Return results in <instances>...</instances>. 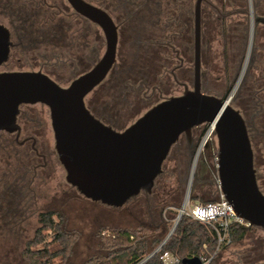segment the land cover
<instances>
[{"label": "rangeland", "instance_id": "obj_1", "mask_svg": "<svg viewBox=\"0 0 264 264\" xmlns=\"http://www.w3.org/2000/svg\"><path fill=\"white\" fill-rule=\"evenodd\" d=\"M209 1L215 2V0ZM194 3L195 0L192 1V9ZM228 9L231 10L229 7ZM191 18V34L185 33L187 40L190 41L189 46L185 51L182 48H176L180 50L182 57L185 56V65L183 70L178 72V81L185 82L190 88L194 83L193 16ZM238 18L235 17V20ZM263 29V27L260 28L254 42L255 48L257 47V61L249 65L252 82H249L246 89L245 77V81L243 80L244 88L242 85L241 89L239 87L236 91L237 100L234 107L241 110L246 120L254 151L257 180L261 191L264 193V92H259L261 88L264 90V55L262 57L261 54L264 50V38L261 34H264ZM203 50L201 69L203 91L226 99L236 86L244 68L247 40H243L242 34L236 30L225 47L223 40L218 37L217 41L206 45ZM146 51L148 54L146 58L140 59L139 56L141 55L138 53L137 58L131 59L132 49L130 47L119 48L118 59L107 78L85 99L91 112L102 117L104 121L110 122L117 131L125 130L151 107L163 101V98L183 94V87H180L170 75L172 68L180 63L175 53L171 51V57L164 58L159 64L156 62L159 54L155 51L156 54L154 55L153 48ZM60 52L65 56L63 58L68 57L66 51ZM104 52L105 48L98 47L96 54H91L90 58H87L81 51L77 55L82 59L80 62L75 59L77 62L62 64L58 69L55 67L45 69L44 72L61 86L67 87L79 75L91 69ZM39 54H45L43 56H47L49 61L54 62L53 58L56 56V51L50 47L48 49L42 47L40 50L29 54L14 51L10 61L0 68V73L39 71L42 67L39 63H20L18 61L19 59L29 60ZM84 57L85 59H83ZM142 76L145 77L144 82L139 80ZM129 77L133 78H131L133 83L129 82L125 89L123 83ZM250 85L251 87H249ZM252 95L259 97L257 102H255L254 97L252 98ZM36 108L48 122L45 133L48 144L41 147L43 151L46 150L50 153L46 173L49 177L46 181L43 180L33 186L38 197L37 212L34 213L35 209L30 203L25 220L26 234L17 240H13L0 229V264H31L28 257L24 255V250L30 242H33L41 227L40 213H45L49 209L58 210L63 216L62 228L65 232L74 234L72 249L66 264H85L91 258L107 255L109 250L102 237H109L112 234L110 227L120 226L134 229L138 226L149 228L161 226L165 231L163 236L165 240L178 220L187 195H189L191 203L195 201L213 202L221 198V188L217 183L218 139L214 132L209 139H205L212 127L209 124H203L193 129V148H190L185 135L180 137L171 149L163 165V172L156 180L151 194L143 192L122 208L114 209L86 199L76 188L67 183L66 171L58 160L55 150L50 111L41 105L36 106ZM204 141L205 145L200 149L196 163V156ZM202 163L207 169L204 174L201 173ZM193 169L194 175L190 185ZM7 170L8 166L4 161L0 165V178ZM3 216H6L4 208L0 209V218ZM103 226H108V228L101 230ZM52 237L53 234L48 237L47 242L52 241ZM263 242L264 229L257 228L243 241L224 248L220 252L216 264H261L264 262ZM31 247L33 250H39L45 248L46 245L40 243ZM48 248L51 252H56L60 246L57 243H52ZM61 259L59 257L53 263L47 262L45 259L44 262H46L45 264H58Z\"/></svg>", "mask_w": 264, "mask_h": 264}, {"label": "water", "instance_id": "obj_2", "mask_svg": "<svg viewBox=\"0 0 264 264\" xmlns=\"http://www.w3.org/2000/svg\"><path fill=\"white\" fill-rule=\"evenodd\" d=\"M75 1L78 12L101 25L107 48L101 59L87 72L63 87L42 71L0 73V131L18 130L17 116L25 104L49 108L55 149L66 171V181L86 199L119 209L141 193L151 194L173 146L185 135L192 147V131L203 124L215 129L218 139L217 170L221 192L246 221V228L264 229V193L261 191L254 151L246 121L232 106L234 94L223 100L204 93L201 85V5H195L194 83L180 96L163 98L133 124L117 131L96 118L86 106V97L108 76L117 60L118 36L109 16L98 8ZM256 24L264 18H256ZM12 42L6 27L0 25V68L10 56ZM161 94V93H160ZM162 98V94H161ZM202 163L201 173L206 172ZM193 175H191L190 185ZM189 200L187 195L183 207ZM182 215L163 243L141 264L155 256L174 234ZM184 264H201L184 260Z\"/></svg>", "mask_w": 264, "mask_h": 264}, {"label": "flooded vegetation", "instance_id": "obj_3", "mask_svg": "<svg viewBox=\"0 0 264 264\" xmlns=\"http://www.w3.org/2000/svg\"><path fill=\"white\" fill-rule=\"evenodd\" d=\"M79 1L100 9L112 20L118 36L117 59L119 48H125L132 44L162 48L163 51L166 52V55H168L170 51H173L180 63L172 68L170 75L180 87H183L184 91L185 86H188L189 89L193 88V86L190 88L185 82L178 81V72L184 68L185 56L182 57L180 50L176 48H182L185 51L187 46H189L190 41L187 40L185 33L187 32V25L192 27L191 16H193L194 35L195 5L197 0H195L193 9L191 7L193 0ZM246 2L248 4V9L246 10L247 52L245 61L247 63V70L243 79L250 74L249 65L257 61V47L255 48L254 42L260 28H264L263 23L256 24L255 22L256 18H264V0H246ZM255 5L259 8L258 14H256ZM206 6L217 9V0H215V2L209 0L202 1L201 48L203 11ZM171 7H173V9H171ZM172 12L177 22L171 20ZM188 14L190 16L189 18ZM0 25L8 29L12 42L8 62L12 57V53L16 50L23 54L26 51H29L26 53L29 54L33 51L40 50L43 45L34 35L46 31L58 36L57 41L53 42V47L57 51V57L54 59V62L49 60L44 61L41 57L38 58L39 56H34L29 60L19 59L18 61L20 63L35 62L41 65H52L61 60L59 57L62 55V52L60 51H66V53L70 55L66 58L69 62H80L82 59L77 55L81 51H83L85 57L90 58V55L94 54L98 47L105 48V51L107 48L106 34L101 25L91 20L90 17L78 12L74 0H0ZM140 33H151V35H149V39L147 35H144L142 36L144 40H141ZM261 34L263 35L262 38H264V34ZM194 42L195 40L193 37V48ZM261 54L263 57L264 50H262ZM85 57L83 59H85ZM61 61L66 62L65 60ZM39 71L45 73L43 67H41ZM250 76L252 78L251 74ZM261 89H259V92H264L263 88ZM222 99L226 100L224 98ZM235 100L236 92L232 102L233 107L235 104L234 102H236ZM38 105L47 107L40 103L25 104L20 107L17 116L18 130L12 133L0 131V165L5 161V164L8 166V170L3 173V175H1L2 178H0V209L4 208L6 215L0 218V229L2 232L7 233L13 240H17L26 234L25 220L28 206L32 204V207L35 209L34 213L37 212L38 197L37 191L33 186L39 184L43 180L46 181L49 177L46 173L49 165L48 158L50 153L46 152V150L43 151L41 147L48 144L47 137L45 136L48 122L44 119L43 114L36 108ZM237 110L242 114L240 109ZM50 124L52 127L51 116ZM193 146L192 140V147ZM48 212L58 213V210L49 209L45 213ZM43 213L44 212L40 214Z\"/></svg>", "mask_w": 264, "mask_h": 264}, {"label": "trees", "instance_id": "obj_4", "mask_svg": "<svg viewBox=\"0 0 264 264\" xmlns=\"http://www.w3.org/2000/svg\"><path fill=\"white\" fill-rule=\"evenodd\" d=\"M217 3H218V8H217L218 10L210 6H206L203 11L201 63H202L203 51H204L203 47H205L206 45H210L212 42L217 41L218 37H220L223 40L224 47L227 45V42L231 39V35L235 34L236 30H239V34L240 33L242 34V39L246 40V34H247L246 10L248 9V4L246 0H217ZM228 7L231 8V10H229ZM171 9H173V7H171ZM255 9H256V14H258L259 8L256 6ZM189 17L190 16L188 14V18ZM235 17H239L237 19L238 21L235 20ZM171 20L172 21L175 20L177 22L173 12L171 13ZM191 28H192L191 26L187 25L186 34H191ZM144 35H147V38L149 39L150 38L149 35L151 34L140 33L141 40H144V38H142V36ZM34 36L39 40V42L42 43L43 47H46V49L50 47L51 49L55 50V48L53 47V42L57 41L58 36H56V34L46 31L35 34ZM128 47L132 49L131 59L137 58L138 53L139 55H141L139 56L140 59L142 57L146 58L148 56L146 50L149 48H153L149 46L147 47V46L134 45V44L129 45ZM155 51L159 54V58H157L156 56L157 58L156 62L159 64H161V60H163L164 58L171 57V53L166 55V52H164L162 48H153L154 55L156 54ZM27 52L29 51H26L25 53ZM43 55L45 54H39L37 55V57L39 56L38 58L41 57L42 60L48 61L49 59L47 58V56H43ZM56 55H57V51H56ZM67 55L68 57L70 56L69 54ZM62 56L63 55H60L59 58H61V60H65L66 62L59 60L52 65H42L43 69L45 70L52 67L58 69L60 65L62 64L65 65L69 63V60L66 59L67 57L63 58ZM56 57L57 56H54L53 60L56 59ZM250 74L247 77L245 76L246 89L248 88L247 86L249 82L250 81L252 82V79H250L251 78ZM131 78L132 77H129L128 80H126L127 82L124 81L123 85L125 89L126 87H128L129 82H131V84L133 83L132 82L133 78L132 79ZM139 80L144 82L145 77L142 76ZM244 81H242L240 89L242 85H243L242 88H244L245 86V83H243ZM201 82H202V90H203L202 77H201ZM251 85L249 87H251ZM214 96L219 97L218 95H214ZM253 97L255 102H257L259 97H257V95H252V98ZM93 114L96 118H98L105 124L114 128L110 122L104 121L102 117L96 115L95 113ZM62 217H63L62 214H60L59 212L58 213L48 212L40 215L41 227L37 231V236L35 237L33 242H30L24 251V255L28 257V260L31 262V264H45L46 263L44 262L45 259L47 260V262L49 261L53 263V261L59 257H61L62 259L58 264L67 263L72 249V243H73L72 237L74 234L64 231V229L62 228L63 225ZM55 218H57L58 220H56ZM104 228L106 229L108 228V226L101 227V230ZM109 229L112 231V234L109 237H102L103 242H105V245L109 250L107 255L103 257H97L94 259L91 258L85 264H138L141 261H143L145 258H147L150 254H152L153 251L163 243L165 238L163 237L165 231L164 228L161 226L156 228L138 226L137 228L134 229L116 226V227H110ZM256 230L257 228H246L244 226H241L240 224H233L231 227L232 244L230 246L243 241L245 238H247V236L251 232ZM52 234H53L52 237L53 240L47 242L48 237ZM40 243L45 244L46 247L39 250L32 249L31 247L32 245H37ZM52 243H57L60 246L59 250H57L56 252H51V250L48 247ZM262 246L264 247V244ZM228 247H224V248H228ZM216 249H217V238L215 233L208 226L198 221L192 220L187 216H183L179 221V224L174 234L170 237V239L165 243V245L155 256H153L144 264H163L162 256L166 252L179 256L180 259L182 260V264H184V260L195 259V258L200 260L202 257L207 259H212L210 264H216L217 258L220 254L218 253L215 255ZM263 257H264V251H263ZM263 259L261 260V262L263 261ZM261 264H264V262H262Z\"/></svg>", "mask_w": 264, "mask_h": 264}, {"label": "built area", "instance_id": "obj_5", "mask_svg": "<svg viewBox=\"0 0 264 264\" xmlns=\"http://www.w3.org/2000/svg\"><path fill=\"white\" fill-rule=\"evenodd\" d=\"M204 145L205 141L200 145L199 152L195 160L196 163L200 155V149H202ZM192 175H194V169ZM217 183L220 187L219 178ZM228 203L229 202L224 199L223 195H221L220 200L207 203H191L188 200L185 206L180 210L182 217L187 216L192 220L198 221L208 226L215 233L217 238V249L215 255L220 253L224 247H228L232 244L231 227L233 224H240L244 227L247 225L246 221L239 218L235 214L233 206L231 204L227 205ZM200 260L201 264H210L212 259L202 257ZM162 261L163 264H182V260L179 256L169 252H166L162 256ZM142 262L143 261L138 264H141Z\"/></svg>", "mask_w": 264, "mask_h": 264}, {"label": "bare ground", "instance_id": "obj_6", "mask_svg": "<svg viewBox=\"0 0 264 264\" xmlns=\"http://www.w3.org/2000/svg\"><path fill=\"white\" fill-rule=\"evenodd\" d=\"M215 131V129L213 128V126L211 127V129L209 130V132L207 133V136L205 139H209V137L212 135V133Z\"/></svg>", "mask_w": 264, "mask_h": 264}]
</instances>
